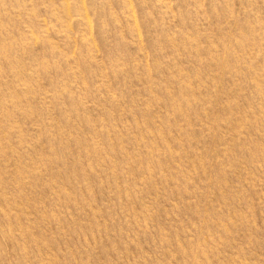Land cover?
Masks as SVG:
<instances>
[{"label":"rangeland","instance_id":"1","mask_svg":"<svg viewBox=\"0 0 264 264\" xmlns=\"http://www.w3.org/2000/svg\"><path fill=\"white\" fill-rule=\"evenodd\" d=\"M0 264H264V0H0Z\"/></svg>","mask_w":264,"mask_h":264}]
</instances>
